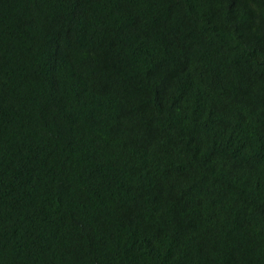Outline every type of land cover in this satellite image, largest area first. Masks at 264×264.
Here are the masks:
<instances>
[{
	"label": "trees",
	"instance_id": "trees-1",
	"mask_svg": "<svg viewBox=\"0 0 264 264\" xmlns=\"http://www.w3.org/2000/svg\"><path fill=\"white\" fill-rule=\"evenodd\" d=\"M0 264H264V0H0Z\"/></svg>",
	"mask_w": 264,
	"mask_h": 264
},
{
	"label": "bare ground",
	"instance_id": "bare-ground-1",
	"mask_svg": "<svg viewBox=\"0 0 264 264\" xmlns=\"http://www.w3.org/2000/svg\"><path fill=\"white\" fill-rule=\"evenodd\" d=\"M134 16V15H133Z\"/></svg>",
	"mask_w": 264,
	"mask_h": 264
}]
</instances>
